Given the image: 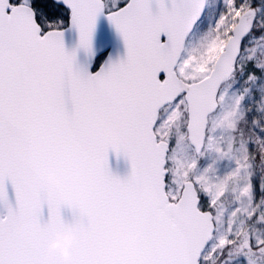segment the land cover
I'll use <instances>...</instances> for the list:
<instances>
[{
  "label": "snow or ice",
  "instance_id": "obj_1",
  "mask_svg": "<svg viewBox=\"0 0 264 264\" xmlns=\"http://www.w3.org/2000/svg\"><path fill=\"white\" fill-rule=\"evenodd\" d=\"M0 264H264V0H0Z\"/></svg>",
  "mask_w": 264,
  "mask_h": 264
},
{
  "label": "water",
  "instance_id": "obj_2",
  "mask_svg": "<svg viewBox=\"0 0 264 264\" xmlns=\"http://www.w3.org/2000/svg\"><path fill=\"white\" fill-rule=\"evenodd\" d=\"M66 50L71 51L77 42V34L75 31L66 33L64 37ZM93 47L96 54L99 56L111 55L113 58L123 55V45L114 28L104 17H98L93 33ZM82 54L78 53V59L82 60ZM109 170L116 176L123 178L130 170V165L124 157H117L111 152L108 157ZM44 217H47V210L44 209ZM63 215L67 218V210H63Z\"/></svg>",
  "mask_w": 264,
  "mask_h": 264
},
{
  "label": "clouds",
  "instance_id": "obj_3",
  "mask_svg": "<svg viewBox=\"0 0 264 264\" xmlns=\"http://www.w3.org/2000/svg\"><path fill=\"white\" fill-rule=\"evenodd\" d=\"M50 182L55 183L51 177ZM74 242V233L71 228H66L63 232L54 236L51 243L48 244V251L53 254L59 255L62 259H67L68 250Z\"/></svg>",
  "mask_w": 264,
  "mask_h": 264
}]
</instances>
